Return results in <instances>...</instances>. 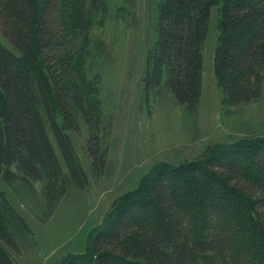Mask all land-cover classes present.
I'll use <instances>...</instances> for the list:
<instances>
[{"label":"trees","instance_id":"16d2710c","mask_svg":"<svg viewBox=\"0 0 264 264\" xmlns=\"http://www.w3.org/2000/svg\"><path fill=\"white\" fill-rule=\"evenodd\" d=\"M218 3L220 104L229 109L261 97L264 0H156L144 101L164 90L197 110ZM106 7L104 0H0V264H15L10 250L19 251L24 227L4 185L40 182L52 210L70 181L84 184L71 143L80 117L93 128L92 169L105 167L100 100L87 77L84 44ZM58 264H264V133L156 164L114 200L85 251Z\"/></svg>","mask_w":264,"mask_h":264},{"label":"rangeland","instance_id":"374dc122","mask_svg":"<svg viewBox=\"0 0 264 264\" xmlns=\"http://www.w3.org/2000/svg\"><path fill=\"white\" fill-rule=\"evenodd\" d=\"M104 1L102 21L90 29L84 48L87 77L100 100L105 167L98 174L93 171L87 149L93 128L80 117L71 143L85 174L83 185L70 181L52 210L40 182L30 187L4 185L24 222L16 237L19 251L10 250L15 264H58L69 253L85 251L91 232L108 217L114 200L135 189L156 164L193 159L208 144L264 133V73L259 99L229 109L220 104L215 79L220 3L212 8L204 43L200 103L190 112L164 90L151 91L143 99L141 77L154 36L156 0ZM83 43L81 38L76 42ZM60 161L66 170L61 156Z\"/></svg>","mask_w":264,"mask_h":264}]
</instances>
